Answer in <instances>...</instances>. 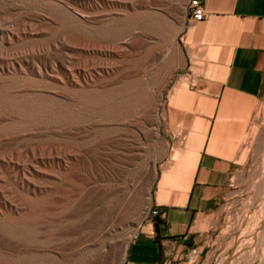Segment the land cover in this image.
<instances>
[{"label": "rangeland", "instance_id": "rangeland-1", "mask_svg": "<svg viewBox=\"0 0 264 264\" xmlns=\"http://www.w3.org/2000/svg\"><path fill=\"white\" fill-rule=\"evenodd\" d=\"M94 1L99 6L111 3L109 11L115 17L143 16L109 43L101 42ZM186 3L0 0V89L8 88L5 101L0 100V115L22 116L8 101L45 102L58 113L71 104L70 98H84L91 86L99 101L118 109L107 118L92 117L78 125L53 123L40 127L38 135L22 132L19 138L0 144V186L13 206L20 204V214L36 217V222L28 224L0 221V264H124L127 246L140 226L157 216L151 212L156 209L153 201L167 200L159 196L165 173L181 180L180 168L195 161L213 111L228 110L240 113L237 122L247 162L223 200L209 240L194 264H220L228 255L235 259L226 264H247L237 256L253 250L251 232L257 230L264 213V93L258 99L234 98L228 108L222 99H211L197 87L202 80L214 78L229 46L222 36L226 28L221 32L211 21H190ZM100 46L110 49L105 52ZM61 68L80 74L79 83L54 81ZM101 69L108 72L103 74ZM89 73L98 74L102 81L85 85L81 81ZM177 107L186 110L169 116ZM222 117L217 120L220 127ZM82 122L89 125L86 131L75 129ZM200 123L201 129L196 126ZM29 151L46 160L67 154L66 163L41 166L36 175L37 182H47L51 194L47 206L28 207L25 199L33 195L12 179V165L22 168ZM132 189V205L128 203L130 208L117 216L121 200ZM177 189L163 190L168 196ZM7 213L18 218L9 209ZM261 245L259 254L254 249L257 257L250 264H264V237Z\"/></svg>", "mask_w": 264, "mask_h": 264}, {"label": "crops", "instance_id": "crops-1", "mask_svg": "<svg viewBox=\"0 0 264 264\" xmlns=\"http://www.w3.org/2000/svg\"><path fill=\"white\" fill-rule=\"evenodd\" d=\"M198 1L202 20L211 21L221 32L226 28L222 36L229 51L214 70V78L202 80L197 87L205 89L204 94L211 99H222L228 108L234 98L258 99L264 93V0ZM179 109H173L169 116ZM206 112L211 114L212 108ZM220 115L222 127L217 122ZM239 115L230 110L213 111L205 139L190 163L192 174L186 191L177 189L161 196V201L167 197L166 201H153L157 216L140 226L127 246L124 264L196 263L223 200L247 162ZM196 126L201 129L203 123Z\"/></svg>", "mask_w": 264, "mask_h": 264}, {"label": "bare ground", "instance_id": "bare-ground-1", "mask_svg": "<svg viewBox=\"0 0 264 264\" xmlns=\"http://www.w3.org/2000/svg\"><path fill=\"white\" fill-rule=\"evenodd\" d=\"M114 3V2H113ZM94 6L99 9L98 12V17L99 20H96L97 23L99 24V26H97V30L100 31V38L98 39V41L101 42H108V41H112L114 38H116V35L126 31L129 29V24H131L133 22V20L135 19H140L142 18V14H136V15H124L122 18L120 17H115L113 16L109 10V8L112 7V4L109 3L108 1L106 2H101L100 6H99V2L94 1L93 2ZM115 6V5H114ZM181 8V7H180ZM181 11V10H179ZM93 17V16H92ZM91 17V18H92ZM86 20V19H85ZM95 24V23H94ZM84 28V27H83ZM92 28V26L90 27ZM94 28V27H93ZM82 30V29H81ZM86 31V29H85ZM96 33V32H95ZM86 34V33H85ZM15 35V34H14ZM120 35V34H119ZM8 36V35H7ZM11 38V37H10ZM92 41V40H91ZM92 42H90L91 44ZM109 43V42H108ZM94 44V43H93ZM93 48H96L97 45H93ZM100 45V42H99ZM102 45V44H101ZM107 45V43H106ZM119 45V44H118ZM112 46V45H111ZM102 49V51L108 52V49H110V46L106 47V46H100ZM120 47V46H118ZM56 48V47H55ZM54 48V49H55ZM92 48V47H91ZM112 48V47H111ZM59 49V48H58ZM90 49V48H89ZM107 49V50H106ZM49 52V51H48ZM60 52V51H59ZM49 55V54H48ZM53 55V53H52ZM50 56V55H49ZM58 57V55H57ZM48 58V56H47ZM18 59V58H17ZM16 60V59H15ZM19 60V59H18ZM50 60V58H49ZM53 60V59H52ZM51 60V61H52ZM58 60V59H57ZM62 61V60H61ZM54 62V61H53ZM51 64V63H50ZM21 65V64H20ZM25 66V65H24ZM63 66V65H62ZM100 66V65H99ZM22 67V66H21ZM52 67V66H51ZM65 67V66H63ZM104 67V66H103ZM102 67V68H103ZM21 69V68H20ZM59 69V68H58ZM23 70V69H22ZM54 70V68H53ZM62 72H58L55 73V76L53 77L54 81H59V82H67L68 84L71 83L72 85H77V83H79V76L80 74L76 75L75 73L67 72L65 69L61 68ZM60 71V69H59ZM97 71V70H96ZM40 72V71H39ZM98 72V71H97ZM96 72V73H97ZM101 72L103 74L107 73L108 70L107 69H101ZM111 72V71H110ZM38 74V73H37ZM40 74V73H39ZM54 74V73H53ZM84 74V73H83ZM48 75V74H47ZM38 76V75H37ZM82 76V75H81ZM40 77V76H39ZM99 77V78H98ZM101 76H98V74L96 75H92V74H87L83 76V83H85V85H90V83H92L94 85V83L96 84V82L100 79ZM103 78V77H102ZM49 80V79H48ZM102 81V80H100ZM98 81V82H100ZM23 82V81H22ZM51 82V81H50ZM21 83V82H20ZM98 84V83H97ZM103 84V83H102ZM18 85V84H17ZM61 85V84H60ZM30 86V85H29ZM101 86V84L99 85ZM33 87V86H32ZM39 87V86H38ZM85 87V86H84ZM93 89L92 90H87L86 91V95L84 96V98H70L71 99V104L63 107V109L58 112L55 113L54 109L52 106L46 105V103H42V102H37V101H33V102H24L21 104H17L14 103L12 101H8V103L11 105V109H13L14 111H20L22 113V116L18 119H11L5 116L0 115V144L1 143H9L10 141L15 140L16 138L20 137V133L22 134V132H24L27 135H32L34 133H36L39 129H41L40 127L44 126V129L47 128V126L52 125L53 123H71L72 125H78L79 123L81 124L82 120H90L92 117H109L112 115H115L118 111L117 107L113 106V104L110 103H105L106 101H103V103L101 101L98 100V98L95 96L97 93L96 88H94V86H91ZM90 87V88H91ZM97 87V86H96ZM17 88V87H16ZM8 88H3L0 89V100L1 98H3L7 92ZM25 89V88H24ZM30 89V88H29ZM33 89V88H32ZM35 89V88H34ZM80 89V88H79ZM12 90V89H11ZM15 90V89H14ZM38 90V89H37ZM24 91V90H23ZM28 92V91H26ZM34 93V92H33ZM83 93V92H82ZM27 94V93H26ZM73 94V93H72ZM81 94V93H80ZM99 94V93H98ZM32 95V94H31ZM70 95V94H69ZM82 95V94H81ZM101 95V94H100ZM29 95H26V97ZM35 96V95H34ZM46 96V95H45ZM77 96V95H76ZM39 97V96H38ZM72 97V96H71ZM24 98V97H23ZM40 98H42V96H40ZM69 98V97H67ZM33 99V98H32ZM53 99V98H52ZM69 99V100H70ZM17 100V99H16ZM15 100V101H16ZM25 100V99H23ZM46 100V99H45ZM51 100V99H50ZM3 101H5V99L3 98ZM111 101V100H110ZM59 103V101H58ZM62 104V103H61ZM60 104V105H61ZM6 105V104H5ZM62 108V107H61ZM65 108V109H64ZM1 113V112H0ZM9 116V115H7ZM16 117V116H15ZM88 123V122H87ZM86 127H89V125H84L82 122V125H80V127H76L75 129H82L83 131H86ZM43 128V127H42ZM41 131V130H40ZM49 131V130H48ZM45 132V131H43ZM37 134V133H36ZM35 134V135H36ZM43 134V133H42ZM38 135V134H37ZM86 136V135H85ZM25 138V137H24ZM110 138V137H109ZM26 139V138H25ZM24 139V140H25ZM23 140V138H22ZM20 141V140H19ZM17 143V142H16ZM11 144V143H10ZM34 145V144H33ZM1 146V145H0ZM29 146V145H28ZM27 146V147H28ZM50 147V146H48ZM199 148V146H197ZM40 148V147H39ZM44 148V147H43ZM64 148V147H63ZM197 148V149H198ZM29 149V148H28ZM63 150V149H61ZM33 151V150H32ZM31 151V152H32ZM66 151V150H65ZM68 151V150H67ZM30 152V151H29ZM30 152V154H31ZM40 152V151H39ZM74 152V150H73ZM20 153V152H19ZM33 153V152H32ZM68 153V152H67ZM70 153V152H69ZM17 154V153H16ZM15 154V155H16ZM73 154V153H72ZM20 155V154H19ZM23 155V154H22ZM25 155V154H24ZM63 158H58L56 159H43V158H39L37 157V155L35 154H31L27 159V163L25 164L23 161L24 165L22 168H17L16 165H12L11 168V172H13L12 174V179L14 180H18L19 183V187L26 191L27 193H31L33 195V197L26 198V205H28V207H38V206H47L48 205V201L50 198V193L46 190V181L43 182H37V180H35L36 175L39 174V171L41 170L40 167L41 166H47L50 163H56L58 165L62 164V163H66L67 160H64V158L67 157V154L64 153L62 154ZM10 156V154H9ZM7 155V157L10 159V161L12 160L10 157ZM18 156V155H17ZM75 157H77L78 155L75 154ZM73 156V157H74ZM6 157V158H7ZM15 157V156H13ZM26 157V156H24ZM72 157V158H73ZM16 158V157H15ZM14 159V158H13ZM23 159V157H22ZM84 159V158H83ZM16 160V159H15ZM75 160V159H74ZM175 160V158H174ZM9 161V160H8ZM20 162L21 159L19 160ZM8 165V164H6ZM65 165V164H64ZM68 165V164H67ZM10 166V165H9ZM7 166V167H9ZM183 166V165H182ZM185 166V164H184ZM191 166L192 164L188 163L187 166H185L184 168L182 167V169L180 168V173L183 175V178L181 177V180H174L173 178H171V174L169 173H165L164 177L162 178V181L160 182V192H159V196H163L165 195L164 193V188L165 187H176L179 188L181 191H186L187 186H188V182L191 173ZM5 167V166H4ZM67 168V167H66ZM42 171V170H41ZM6 172V171H5ZM8 172V171H7ZM45 172V171H44ZM1 176V174H0ZM10 176V175H9ZM173 177V176H172ZM190 177V178H189ZM1 178V177H0ZM2 179V178H1ZM5 186V185H3ZM3 187L0 186V214H1V222H14V223H22V224H28V223H33L36 222V217H30L29 215L26 214H20L18 212V204L17 206H13L11 199H9V197H7L4 194L3 191ZM95 190V189H94ZM92 190V191H94ZM7 191V190H6ZM132 190L128 191L126 195H124V198L121 200L120 204H119V208H118V212H117V216L121 215V213L124 212V210L126 209V207L130 208V204L131 203L129 201L131 200L132 195ZM136 191V190H135ZM134 193V191H133ZM137 193V191H136ZM183 194V193H182ZM138 193L135 194V198L132 199H136ZM27 196V195H26ZM140 196V195H139ZM99 197L98 195H94V198ZM11 198V197H10ZM140 198V197H139ZM134 202V201H133ZM141 204V203H140ZM139 204V205H140ZM264 204V203H263ZM132 205V203H131ZM8 209L11 211V213L16 214V216L18 215V218H14L13 216H10L7 211ZM127 210V209H126ZM125 210V212H126ZM137 210V209H136ZM137 212V211H136ZM262 212V211H261ZM262 214V213H261ZM13 217V218H12ZM116 218V217H115ZM119 218V217H118ZM261 223L259 224V226L257 227V230H253L251 232V234H253V236L255 237V242L253 244V250L250 251H246L248 252L247 254L245 252H242L237 256V258L241 259L242 263L247 262V264H250L254 261V259L257 257V254L255 253V250L258 251L259 254V247L262 246V240L264 237V213L261 216ZM247 235V234H246ZM245 235V236H246ZM252 236V235H251ZM244 240V239H242ZM241 240V241H242ZM254 240V239H253ZM245 241V240H244ZM242 244V243H241ZM3 245L1 246L0 244V248H2ZM240 247V246H239ZM7 249V248H6ZM236 249V248H235ZM238 249V248H237ZM236 249V250H237ZM255 249V250H254ZM235 252V251H234ZM238 252V251H237ZM236 252V253H237ZM233 254V253H231ZM236 256V255H235ZM235 258H233L232 255H228L227 257L223 258L221 260L220 264H226L227 262L230 263L232 261H234ZM240 262V263H241ZM235 263L237 264V262L235 261ZM234 264V263H232Z\"/></svg>", "mask_w": 264, "mask_h": 264}, {"label": "built area", "instance_id": "built-area-1", "mask_svg": "<svg viewBox=\"0 0 264 264\" xmlns=\"http://www.w3.org/2000/svg\"><path fill=\"white\" fill-rule=\"evenodd\" d=\"M186 15L192 22L201 21L203 19L202 4L198 0H187ZM152 214L157 213L156 209L151 210Z\"/></svg>", "mask_w": 264, "mask_h": 264}]
</instances>
